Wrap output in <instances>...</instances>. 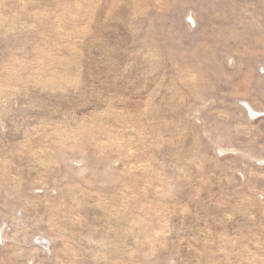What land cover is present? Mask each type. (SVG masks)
I'll use <instances>...</instances> for the list:
<instances>
[{"label":"rangeland","instance_id":"rangeland-1","mask_svg":"<svg viewBox=\"0 0 264 264\" xmlns=\"http://www.w3.org/2000/svg\"><path fill=\"white\" fill-rule=\"evenodd\" d=\"M0 264H264V0H0Z\"/></svg>","mask_w":264,"mask_h":264}]
</instances>
